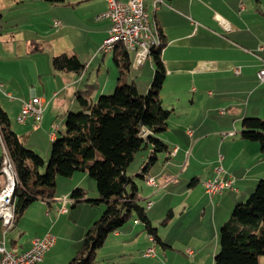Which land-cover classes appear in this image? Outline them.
<instances>
[{
    "label": "crops",
    "instance_id": "crops-1",
    "mask_svg": "<svg viewBox=\"0 0 264 264\" xmlns=\"http://www.w3.org/2000/svg\"><path fill=\"white\" fill-rule=\"evenodd\" d=\"M118 1L126 3L129 0ZM144 3L154 25L159 27L167 39L166 45L162 49V59L167 76L161 91V98L163 101V94L169 92L176 99L175 104L172 103L173 108L168 129L159 136L169 145L170 152L160 154L153 167L158 166L160 160L162 164L155 171L152 170V167L145 175L146 182L148 178L152 177L158 186L149 184L147 186L159 188V183H161V185L169 187L172 182H176L181 175L186 173L192 160L198 165H203L204 158L201 156V152L204 142L208 138L220 142L221 148L225 145L228 149L236 147L238 151L233 161L240 160L248 167L240 182L248 183L250 187L255 185L257 179L264 177V151L261 150L259 143L242 139L240 133L242 120L245 117H264V82H260L257 77L260 61L255 54L259 45L264 43V0H144ZM106 8L105 0H66L65 4L57 5L42 0H0V22L5 25L3 27L0 24L1 52L17 54L26 49L32 53L40 47L43 48L38 44L39 42L48 39L52 48L51 61L53 56L63 53L88 59L87 67L81 75L72 72H56L52 69L48 75L49 82L53 79V82L57 80L58 83H53V86H50L49 83V86L46 87L42 82V90L35 87L34 80L21 81L9 75L3 76L5 78L4 86L7 90H0V107L8 114L11 128L20 136L25 146L26 143H30V133L35 131L37 123L29 119L25 124H20L17 118L21 112L22 103L29 100L33 94L45 98L47 106L42 120L47 114L51 129L54 123L58 124L57 117L65 116L69 111L68 102L73 104L74 98L76 99L75 93L87 84L91 82L98 84L95 97L107 94L117 86L120 67L116 63V59L121 58L119 50L122 46L117 45L115 50L108 53L100 51L111 27L109 19L99 18ZM71 12L73 16H69L68 13ZM54 15H57L55 18L57 20H53ZM72 19L76 22H73ZM55 21H59L61 26L56 27ZM68 28L80 32L78 37H70L67 32ZM57 29L58 31H55ZM54 31L58 35L53 38L55 34L52 35V32ZM16 43L18 46L15 50ZM33 43L37 45L35 50H31ZM11 51L17 52L11 53ZM128 56L130 66L124 80L128 82L129 76L132 77L131 82L135 83L137 89L141 93H146L152 77H154V63L152 59L148 58L141 67L136 68L133 66L134 52H129ZM3 61L9 63L12 58L5 54ZM22 61H19L18 64L22 63L25 70L31 68L32 59ZM91 67H96L97 73L95 77L90 76L85 80V74ZM33 69H35V65ZM38 77L40 80L43 79L41 75ZM91 78L92 80H90ZM0 79H2L1 76ZM85 81L89 82L85 84ZM186 106L187 108H185ZM195 109H199L201 112L193 113ZM222 110L225 111L224 114L220 113ZM55 114L56 117H54ZM177 118L178 120H176ZM15 124L21 125V127L27 126L28 129L26 128L25 131L16 129ZM58 125L60 126V124ZM172 128H174V134L170 133ZM52 130L48 135L49 142L58 137L56 134L58 130ZM59 131H61V127H59ZM238 132L240 138L236 139L234 137ZM226 135L229 136L224 137ZM212 146L215 148L217 145L212 143ZM197 147L199 150L195 152ZM175 148L177 151L173 155L171 152ZM5 152L6 148L0 140V154L3 155ZM228 153H230V149L219 159L222 162L229 160ZM148 155H142V165L147 161ZM183 163L186 167L185 169L183 167L180 175L179 168ZM198 168L194 166L193 171L195 172L189 174L190 177L196 179L195 181L192 179L194 184L200 180L201 171ZM215 172L217 174V169L206 179H215L218 175L214 177ZM231 173H233L232 170ZM231 173L229 175L223 173L222 177H234ZM238 182L239 179L234 177L233 187L226 188L232 189L228 193L222 191L210 195L206 191L211 198L212 206H205L201 211V220L199 221L201 228L197 230L196 234L204 244L203 247H199L196 253L194 250L188 251L189 256L195 254L190 264L215 263V256L220 249L219 227L221 221L231 213L236 204L243 202L251 193V191H240V188L235 187ZM78 183L75 185H79ZM171 188L169 190H172ZM60 192L61 195L58 196V191H56L53 200H36V203H32L25 210L15 221L12 229L27 212V218H31L38 226L36 228L24 226L18 229L17 236L10 240V244L6 239L7 233L3 236L5 228L0 221V241H4L3 245L6 249L24 252L32 246V242L36 238L51 233L56 239L54 246L46 252L43 260L38 264H68L80 249V243H83L88 228L104 209L98 207L95 211V206H91L87 202H79L75 205L72 202L73 210L69 212V205L66 202L67 198L70 202L72 201L71 191ZM85 192L88 198L90 192L86 190ZM154 192H151L149 196L152 205L145 206L153 227L155 226L152 216L158 217L167 206L165 203L161 204L160 208L159 206L154 207L155 204H153L151 196L154 194L156 204L164 202L168 196H178L177 191ZM92 193L94 197L99 196L98 191H92ZM186 193L191 196L193 191H186ZM217 195L218 198L226 196L218 202L215 197ZM137 197L139 198V196ZM225 200H227L226 203H224ZM185 203L189 205L187 202ZM64 205L67 212H61ZM183 206L184 204L172 206L166 220L163 221L166 228L180 217L182 210L185 212L186 209ZM65 214L69 215L65 216ZM131 222L128 221L120 230L108 235L100 249L112 247L113 252H109L105 257L115 259L126 253H134L135 262L179 264L177 263L179 257L168 253L169 250L175 249V243H177L175 237L160 236L157 227L155 228L161 243L157 242L155 237L151 236L144 228L142 231L147 232V237H141L138 226L142 223L139 220H131ZM70 226L72 231L74 228L78 230L75 247L71 245L70 238L65 231ZM31 230L37 232L28 234V231ZM53 232L55 233L53 234ZM141 239L143 240L142 244ZM62 244L69 246L67 251L61 249ZM157 244L163 250L159 256ZM152 247L154 253L146 256V251ZM259 264H261L260 259Z\"/></svg>",
    "mask_w": 264,
    "mask_h": 264
},
{
    "label": "trees",
    "instance_id": "trees-1",
    "mask_svg": "<svg viewBox=\"0 0 264 264\" xmlns=\"http://www.w3.org/2000/svg\"><path fill=\"white\" fill-rule=\"evenodd\" d=\"M42 1L55 5L66 3V0ZM157 30L160 47L151 51L150 59L153 58L155 72L148 91L141 93L134 82H125L124 76L130 66L129 52L121 45V58L116 59L120 77L114 92L95 97L98 84L91 83L75 93L80 110H69L65 115L66 132L52 142L47 165L40 155L24 145L11 128L8 114L0 107L3 144L17 177L15 221L36 200L51 201L55 198L58 176L71 178L78 172H84L96 181L98 199L87 198L85 190L79 187L70 193L73 205L87 202L91 206L103 205L105 209L90 225L81 248L68 264H96L98 250L108 235L120 230L130 220H139L148 233L161 243L145 207L138 201V185L127 174L137 154L149 146L150 154L139 175L142 179L156 164L160 154L170 152L169 145L159 137L167 131L172 111L163 106L161 98L167 76L162 49L167 39L159 27ZM87 63V58L66 53L52 58V67L56 72L76 75L85 71ZM240 136L259 143L264 151V119L245 117ZM3 158L4 154H0V191L6 183L2 171ZM220 233V249L214 264H259V257L264 256V180H260L246 202L235 205Z\"/></svg>",
    "mask_w": 264,
    "mask_h": 264
},
{
    "label": "rangeland",
    "instance_id": "rangeland-1",
    "mask_svg": "<svg viewBox=\"0 0 264 264\" xmlns=\"http://www.w3.org/2000/svg\"><path fill=\"white\" fill-rule=\"evenodd\" d=\"M68 14H69V16H73L72 12L68 13ZM59 15H61V14H59ZM61 16L63 17V15H61ZM55 18H57V15L53 16V20H57ZM72 21L76 22V20H73V19H72ZM151 21H152V19H151ZM101 22H104V21H101ZM152 22L154 24V21H152ZM0 24L3 25V27L5 26L2 22H0ZM26 31H27V29H26ZM55 31H58V29ZM55 31L52 32V35L55 34L53 36V38L58 35L57 32H55ZM67 32H68L69 36L72 38H77L78 35L80 34V32H78L77 30H74L72 28H68ZM38 44L43 46V48L40 47V48H38V50L33 51L32 53H29V50L26 51V49H23L22 51H20V53H17V54H10V53L1 52L2 47L0 46V76L2 78V79H0V84H2L3 86L5 85V83H4L5 78L3 77L4 75H9V76L15 77L21 81H24L27 79L34 80L36 82L35 87L40 89V90H42V88H43L42 82H44V86H46V87L49 86V83H50V86H53V83L54 84L58 83L57 80L55 82H53V79H51L49 82V76L48 75L51 72V70L53 69L52 68V61H51L52 48L50 47L49 40L45 39V40L39 42ZM17 46L18 45L16 43L15 47H14L15 50H16ZM36 46L37 45L35 43H33L31 46V50H35ZM15 52H17V51H11V53H15ZM5 54H7L8 56H10L12 58L11 62L5 63L3 61V56ZM26 59H28V60L32 59L31 68H29L28 70H25L22 63L18 64L19 61H21V60L24 61ZM34 65H35V69H33ZM96 73H97L96 67H91V69H88L87 73L85 74V80L90 78V76H92V78L95 77ZM35 75H37V76H35ZM39 75L43 76L42 80H40V78L38 77ZM92 78L90 80H92ZM152 80H153V77H152ZM131 81H132V77L129 76L128 83ZM88 82L85 81V84ZM151 84H152V81H151L150 85ZM115 88H114V90H115ZM4 89H6L5 86H4V88H2V90H4ZM114 90L110 91L109 93L104 94V95H110L114 92ZM175 100L176 99L174 98L172 93L167 92V93L163 94V101H164L163 106L166 109L172 110V108H173L172 103L174 102V104H175ZM69 103L70 102H68V107H70L69 110L74 111V112H78L80 110L79 102L77 101V99L74 98L73 104H71V103L69 104ZM185 108H187V106ZM51 109L52 108H50V110ZM52 111H53V109H52ZM200 112L201 111L199 109L193 110V113H200ZM180 113H182V112H180ZM187 114H189V113H187ZM54 117H56V114L54 115ZM182 117L185 118V116H182ZM48 118H49V116L46 114L45 118L42 120V122L36 124L35 131L34 132H31L33 130L30 131L31 132L30 133V143L29 142L26 143L27 144L26 147L30 150L35 151L38 155H40L45 160L46 165L49 164V162H50L51 148H52V142H53V141L52 142L48 141V135L50 134V130L52 129V128L50 129V127H49L50 122L48 121ZM57 118H58L57 122H58V124H60L61 131L60 132L57 131L56 134L58 136H61L62 134H64L66 132V117L64 115H60ZM260 118L264 119V117H260ZM176 120H178V118ZM14 127L16 129H20L22 131H25L28 129L27 126L21 127V125H18V124H15ZM239 127H240V125H239ZM173 129L174 128H172L170 130L171 131L170 133H172V134H174ZM175 134H177V133L175 132ZM179 134H181V132H179ZM228 136L229 135H226L224 137H228ZM234 138H236V139L240 138L239 132L236 134V136ZM25 142H27V141H25ZM212 143H214L217 146L215 148H213ZM229 149H230V153H228V155H230L229 160L222 162L219 159L220 156L224 155L227 152V150H229ZM229 149L226 145L221 148L220 142L215 141L213 138H208L207 140H205L204 145H203V149L201 152V156L204 158L203 159L204 160L203 165H198L197 163H195V161L192 160L190 162L188 170H186V173L181 175L182 172H180V171L183 170V167H184V169L186 167V166H184V163H183L181 168H179V174L181 175V177H179L176 182H172V184L169 187H166V185L165 186L161 185V183H159L160 184L159 188L150 187V186H147L148 183L146 182L145 179H142L141 177H139V175L142 174L143 168L146 165V163L144 165H142L143 164L142 163V155L150 154V151H151L150 146L148 149L137 154L134 161L132 162V164L128 168V172H127L128 176L131 177L134 180V182L138 185V196H139L138 201L143 207H145V206L147 207V203L150 200L149 199L150 193L153 191H155L154 193H156L158 191H177V193H178L177 197L168 196L164 200V202H162V203L156 204L157 202H156V198H155L154 194L151 196V200L154 202L153 204H155L154 207L159 206V208H160L161 204L163 205L166 203L165 205L167 207H165V209L161 215L159 214L158 217L152 216L153 225L155 227H157V230H158V233L160 236H165V235L167 236L168 235L170 238H174V237L176 238L177 243H175L176 244L175 249L173 251L169 250L168 253H172L175 256H178L179 258H178L177 263H179V264H190L193 261L195 254L193 256H189L188 251L194 250L196 253V252H198L199 247H203V244H204L201 241L202 239H200L196 234H197V230H199L201 228V224L199 223V221L201 220V211L203 210V208L205 206H212L211 198L207 194L206 187L204 185V182L209 180V179H206L207 176H211L213 171L214 170L216 171V169H218V168H221L224 170V175H226V174L229 175L231 173V170H232L233 173H231V174H233L235 179L236 178L239 179V182L236 183L235 187L240 188V191H243V192L251 191V193L256 189L260 180H264V177H262L263 179H259V180L257 179L256 184L251 185V187L248 185V183L240 182L243 175L246 174V170L248 167L246 165H244V163H242L240 160H238V162L233 161V159L236 157V154L238 151V149L236 147H234V149H231V147H230ZM198 150H199V148L197 147L195 152H197ZM231 162H233V165H231ZM161 164H162V161L160 160L158 166H160ZM158 166L153 167L152 170L155 171V169ZM194 166L199 167L198 170L201 171L200 175H199L200 180L196 184H194L192 182L193 178L190 177L191 175H189V174H193L195 172V171H193ZM45 170H46L45 168L42 169V172L44 173ZM257 170L260 171L259 169H257ZM252 173L254 174L255 171L253 170ZM252 173H251V175H252ZM186 175H189V176L186 177ZM201 175H203V176H201ZM216 175L217 174L215 172L214 177ZM77 183L79 185H75ZM78 187L83 188L84 190L90 192L88 194L89 195L88 198H90V199H98L99 198V196L94 197V195L92 193V191H98V189H97L96 181L88 173L78 172V173L74 174V176H72L71 178H66V177H62V176L57 177L58 196L61 195L60 191H66V192L72 191ZM169 188H171L172 190H169ZM186 191H193V194L190 196L189 193H186ZM224 191H225V193H228V192L232 191V189H226ZM251 193H249V195H247V197L243 200V203L248 200ZM226 195H228V194H226ZM226 195H224V196H226ZM215 197L218 199L217 200L218 202L223 198V197L218 198V195ZM216 198H215V200H216ZM215 200H214V202H215ZM185 202H187L189 205H187ZM226 202H227V200L224 201V203H226ZM34 203H36V202H34ZM55 203H56V201L54 202V205H55ZM66 203H67V205H69L68 206L69 212H71L73 210L71 207L72 201L70 202V200L67 198ZM182 204H184L183 207H185V209H186L185 212H184V210H182L180 212V217L176 218L174 220V223L170 224V226L166 228V226L163 225V221L166 220L169 210L172 208V206H176V205L180 206ZM213 205H214V203H213ZM196 206H198V207H196ZM98 207H101L102 210L105 209V207L103 205H100V206H95V208H94L95 211H96V209H98ZM103 212H104V210L102 211V213ZM148 212L151 213V211H148ZM182 212H184V213H182ZM27 213L20 219V221L16 224L14 229H11L7 232L6 239H7L8 244H10V240L12 238H14V236L15 237L17 236V234H18L17 232L19 231L18 229H20L24 226H28L31 228H36L38 226L37 223L35 221H33L31 218H27ZM102 213H101V215H102ZM66 215H69V214H65V216ZM230 216H231V213L226 215V217L221 221L219 230H221V226L227 220H229ZM129 223H132L131 220L129 221ZM143 228L145 229V226L142 223V225L138 226V231H139L141 237L146 238L147 232L145 230L142 231ZM65 231H66L68 238H70V242L72 243L71 245L76 246L77 239H75V237L76 238L78 237V234H77L78 230H76L74 228L72 231V227L70 226L69 228H66ZM34 232H37V231L31 230V231H28V234L29 233L33 234ZM54 233L55 232H53V234ZM80 234H81V231H80ZM219 236H220L219 237V243H220L221 242V233H219ZM142 242H143V240L141 239V244H142ZM66 244L70 245L69 243H66ZM66 244H62V246H61V249L63 251L68 250L69 246H66ZM81 245H82V243H80V248H81ZM9 247H10V245H9ZM156 247H157V250H158L157 252H158V256H159L163 252V250H162V247L158 244L156 245ZM112 250H113L112 247H108V248H105L102 250L100 249L98 252V255H97V263L96 264H147V262H144V261H142V262L136 261L135 262V259L133 258L134 253H126L127 255L126 254L120 255V256H117L115 259L105 257L109 252H113ZM259 259H260L261 264H264V256H260Z\"/></svg>",
    "mask_w": 264,
    "mask_h": 264
},
{
    "label": "built area",
    "instance_id": "built-area-1",
    "mask_svg": "<svg viewBox=\"0 0 264 264\" xmlns=\"http://www.w3.org/2000/svg\"><path fill=\"white\" fill-rule=\"evenodd\" d=\"M107 8L99 15V18L109 19L111 27L109 29L108 37L103 41L100 50H105V47L111 43L112 37H121L125 41H132V44L137 52L136 68L141 67L145 60L144 47L149 40L146 34L145 28V16H138V4L140 0H129L126 3L118 0H105ZM54 25L60 27L61 23L55 21ZM256 56L260 61V68L257 72V77L260 82H264V43L259 45L256 51ZM3 85L0 84V90ZM12 98V96L10 95ZM47 102L44 97L33 94L32 97L22 103L21 112L17 118L18 123L25 124L29 119H32L35 123H39L42 120L43 113L46 109ZM220 113H225L222 110ZM53 131L57 130V124L52 125ZM0 133L1 125H0ZM177 149H173L171 152L173 155ZM6 183L3 189L0 191V221L4 226L3 236L7 231L14 227L15 221V200L14 192L17 185L16 171L13 162L7 151L4 153L3 169ZM224 170L217 169V176L215 179H210L204 182L206 191L210 195L221 193L226 188H232L234 184V178L222 177ZM147 183L151 186H157L154 178H148ZM66 201V199H64ZM152 205L151 201H148L147 206ZM61 212H67V208L64 205ZM55 237L51 233H47L44 237L36 238L32 242V246L24 252L6 253V249L0 241V264H38L40 263L46 252L54 245ZM154 253V248H150L146 251L145 255L150 256Z\"/></svg>",
    "mask_w": 264,
    "mask_h": 264
},
{
    "label": "bare ground",
    "instance_id": "bare-ground-1",
    "mask_svg": "<svg viewBox=\"0 0 264 264\" xmlns=\"http://www.w3.org/2000/svg\"><path fill=\"white\" fill-rule=\"evenodd\" d=\"M138 16H145V28H146L147 37L149 38V40H154V41H147L146 46L144 47V54H145L146 59H148V58H151L152 49H155L154 47H156V48L160 47L159 46L160 45V38L158 35L157 27L151 21L150 14L148 13V11L146 9L144 0H140V4H138ZM117 45H122L128 52H134L135 58L133 57L134 58L133 66L135 67L136 61H137V52H136V49L134 48V46L132 44V41H125L124 39H121V37H112L111 43L105 47V50H100V51L103 53L111 52ZM54 124H57V123H54ZM57 130H59L58 124H57ZM0 140L3 143L2 133H0ZM157 186H158V184H157ZM2 243L4 244V241ZM4 247H5V245H4ZM14 252L15 251L6 249V253H14Z\"/></svg>",
    "mask_w": 264,
    "mask_h": 264
}]
</instances>
